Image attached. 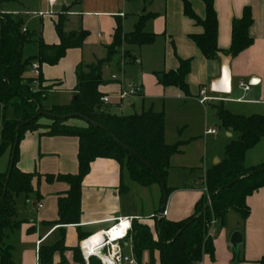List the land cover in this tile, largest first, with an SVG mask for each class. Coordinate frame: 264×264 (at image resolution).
<instances>
[{
	"label": "trees",
	"instance_id": "1",
	"mask_svg": "<svg viewBox=\"0 0 264 264\" xmlns=\"http://www.w3.org/2000/svg\"><path fill=\"white\" fill-rule=\"evenodd\" d=\"M18 1L0 0V5ZM201 1L205 6L203 19L198 18L189 4L182 0L184 16L202 29L201 34L190 35L189 39L205 59L219 61L218 53L222 52L217 46L218 27L213 0ZM150 18L153 15L140 16L133 30L127 34L122 32L117 22L112 42L105 47V56L92 64L77 67L71 102L48 107L45 101L56 84H44L41 67L54 66L68 49L81 48L87 32H64L66 17L61 14L54 26L59 42L47 45L35 32L24 30L20 15L0 12V157L9 153L7 169L0 175V264H13L10 247L4 245V239L8 232L17 230L20 225L15 198L20 194L32 193L33 180L39 183L41 178L35 172H21L17 168L18 147L26 134L70 137L77 141V173L42 176L47 184L65 183L68 190L64 196L57 198V219L47 224L57 227L58 238L52 245L39 247L38 264H52L55 253L60 257L59 264H65L63 254L69 250L64 244L65 227L79 224L82 181L89 173L90 164L97 159L116 162L120 178L126 174L139 187L147 189L158 186L161 208L164 196L159 181L165 185L170 159L180 154L188 141L178 140L172 145L165 143L162 112L149 109L126 116L109 113L105 109L106 104L100 101L103 96L99 91L102 84L101 69L115 55L121 53L123 60L134 62L136 58L133 50L154 42L155 35L144 31L146 21ZM252 22L250 9L244 8L241 17L231 21L230 46L222 54L233 58L252 45L253 41L248 35ZM32 42L38 44V53L23 61V46ZM33 63L39 66L38 76L27 78L24 72ZM190 63L191 59H179L175 70L154 72L156 83L162 87H174L184 96H189L186 76L190 72ZM34 85L37 87L34 88ZM214 117L221 127L236 133L238 137L226 144L223 159L205 171L204 193L195 203L189 217L174 222L163 216L159 218L160 211H157L153 228L132 220L131 229L124 240L130 242L132 255L138 264L143 254H147L149 264H198L203 255L212 258L213 246L209 236L212 224L218 222L224 226L230 211L238 213L245 221L249 215L247 197L264 188V159L253 167L244 165L246 152L264 140V117L256 114L235 115L221 105L214 106ZM72 120L81 121L82 124L70 123ZM170 191V188H166V197ZM119 192H127L122 183ZM85 239L79 236L80 241ZM70 251L76 261L86 264L79 247ZM257 263L264 264V256ZM88 264L99 262L90 258Z\"/></svg>",
	"mask_w": 264,
	"mask_h": 264
},
{
	"label": "crops",
	"instance_id": "2",
	"mask_svg": "<svg viewBox=\"0 0 264 264\" xmlns=\"http://www.w3.org/2000/svg\"><path fill=\"white\" fill-rule=\"evenodd\" d=\"M185 1L198 18H204L205 6L201 0ZM213 6L218 27L217 46L222 53L226 52L230 46L231 21L239 19L244 8H249L251 11L253 22L248 29V35L253 43L248 49L231 58L230 92L235 85V93L233 98L224 100L244 105L242 109L247 115L243 116H250L253 113L264 114V0H213ZM55 7L59 9L38 16L39 27L34 32L44 44L54 45L59 42L54 26L57 17L61 14L66 17L64 32L83 30L88 35L81 48L68 49L56 65L41 67L44 84H56L48 98L57 95V101L60 102L51 105L45 102V106L69 104L73 99V90L76 86L77 67L92 64L105 56V47L112 42L117 22L120 23L122 32L127 34L133 30L138 18L144 14L153 15V18L146 21L144 31L155 35V39L150 45L142 46L138 50L134 49L133 55L136 60L129 63L155 66L152 70L168 72L177 68L179 59H191L190 72L186 76L189 96H184L174 87L158 85L153 75L154 71L150 74L141 72L140 80L135 84L125 78H122L123 82L122 79L112 80L114 71H111L108 77H103V69L109 66L112 58L101 69L102 84L99 91L103 97L110 98L109 103L106 104V111L116 115L114 110L123 111L125 107H128L133 111L126 115L139 114L149 109L153 110V105L144 109L143 104L145 100L155 97L190 99L198 103V93L203 88L206 89L208 96L215 98L217 93L210 92L209 88L211 82L219 77L220 62L205 59L189 39L190 35L201 34L202 29L184 16L182 0H80L78 3L74 0H57L52 7L48 5L49 9ZM251 78L256 79L254 85H249ZM240 83L248 86L249 90L243 91L239 87ZM134 85L140 86L139 95L121 102L115 99L121 88ZM36 87L34 85V88ZM134 100L140 102L139 113L134 111ZM209 103L211 102L204 105L198 103V105L204 108ZM206 131V135H215L207 134ZM227 132L230 136L238 137L234 132ZM192 141L189 140L182 147V152L170 159V169L165 185L171 191L166 197L162 215L169 221L177 222L189 217L195 203L204 193L203 177L206 170L203 171L200 187L194 181L188 180L184 174H179L180 177L174 175L175 170L180 173H186V171L190 173L189 170L192 168L186 166L183 158L184 148ZM254 147L245 154L246 167L256 166L264 159V147L250 152ZM18 153L17 168L21 172H35L41 178L39 183L36 179L33 180V192L30 196L24 197L25 205H27L23 210L25 215L17 211L15 203L20 225L17 230L6 234L4 245L10 247L13 264H38L39 247L44 244L52 245L58 238L57 227L47 224L57 219V198L64 196L68 190L65 183H45L42 176L46 174L75 175L77 173V141L70 137L51 138L37 133L26 134L19 144ZM8 160L9 153H5L0 161L3 173L7 169ZM199 160L201 164L202 158ZM124 176L125 174L120 178L118 165L113 160L97 159L90 164L89 173L84 177L81 186L79 224L65 227L64 244L69 249L63 254L65 264H80L70 251L75 247L80 249L82 242L79 240L80 235L88 238L108 229L119 219H135L153 228L155 213L160 211V188L150 187V189L156 187L157 190L148 216L144 219L142 212L137 213V210L128 208L123 199L124 193L119 192ZM246 205L249 208V215L245 221H242L238 213L230 211L226 215L224 226H220L218 222L212 224L209 236L213 246V257L203 255L198 264H258L257 262L264 256V188L247 197ZM234 232H239L242 237L237 254L229 244L230 236ZM121 247L122 252L124 248L129 251V254L123 253L124 255H132L129 241L121 242ZM144 256L148 260L147 254ZM59 262L60 257L58 253H55L52 264H59Z\"/></svg>",
	"mask_w": 264,
	"mask_h": 264
},
{
	"label": "rangeland",
	"instance_id": "3",
	"mask_svg": "<svg viewBox=\"0 0 264 264\" xmlns=\"http://www.w3.org/2000/svg\"><path fill=\"white\" fill-rule=\"evenodd\" d=\"M49 9L47 5V0H20L18 2H4L0 5V12L7 14L20 15L23 20V28L29 32H34L39 27V18L41 14H46L48 11L52 12L58 10ZM123 47L121 52H123ZM38 53V44L36 42L27 43L22 49V60L26 61L29 58L35 57ZM121 54V53H120ZM120 54L113 57L112 62L109 66L103 69L102 76L108 77L111 71H114V75L120 80L125 78V80L131 81L134 84L138 83L140 80V73H151V71L158 72L157 70H152L155 66H142L140 64L129 63L127 60H123ZM159 69V68H156ZM24 76L29 78L32 77V71L30 68L26 69ZM124 80L122 79V82ZM125 84L127 82L125 81ZM138 86V85H137ZM235 93V85L232 86V90L229 94H216V102H211L203 108L198 105L195 100L190 99H179L174 97H155L149 98L144 101L143 108L147 109L150 105H153L154 112H162L164 116V141L170 145L175 144L177 140L189 141L193 140L192 143L184 148V158L183 162L186 166L192 168L189 170L190 173H180L175 170L174 175L180 177L179 174H184L188 180L194 181L201 186L202 174L204 170L211 168L215 160L220 162L224 157V150L226 144L230 140L236 139L235 135L228 137V133L219 122L214 118V106L221 105L225 110L229 111L235 115H247L244 109V105H238L225 101L224 99L233 98ZM46 103L56 104L60 103L57 101V95L52 98H48ZM135 104L134 111L139 113L140 102L139 100L133 101ZM152 110V111H153ZM131 108L125 107L123 111L114 110L116 115H123L131 113ZM264 117V114H257ZM70 123L82 124L81 121L72 120ZM206 130H214L215 135H206ZM25 138V137H24ZM264 147V140L257 143L256 147L250 152H255ZM37 154V153H36ZM250 154V153H249ZM2 156L0 157L1 161ZM200 158H202V163L199 164ZM38 161H36L37 163ZM0 173L3 170L0 166ZM123 185L126 187L127 192L124 193L123 199L127 203L129 209L137 210V213L142 212V218L148 216L150 206L154 200L156 187L153 188H142L132 183L127 175L123 177ZM20 194L15 198L16 209L21 215H25L23 211L27 206L25 205L24 197L30 196ZM141 215V214H140ZM141 217V216H140ZM231 237V236H230ZM240 246V245H239ZM236 247V248H239ZM232 248V246L230 245ZM124 254H129V251L124 248ZM140 264H149L146 256L142 255Z\"/></svg>",
	"mask_w": 264,
	"mask_h": 264
},
{
	"label": "built area",
	"instance_id": "4",
	"mask_svg": "<svg viewBox=\"0 0 264 264\" xmlns=\"http://www.w3.org/2000/svg\"><path fill=\"white\" fill-rule=\"evenodd\" d=\"M56 1L57 0H47V3L50 7H52L56 3ZM30 69L32 71L33 77L38 76L39 66L37 63H33L30 66ZM111 79L114 81L119 80L116 75H112ZM239 87L242 88L243 91L249 90L248 86H244L241 83L239 84ZM140 92L141 88L137 85L129 86L127 88H121L118 94L115 96V99L118 102H121L128 98H132L134 96L139 95ZM198 95V103L201 105H204L208 102L217 101L216 98L207 95V91L205 88L201 89ZM109 99V97H102L100 101L103 104H108ZM206 133L215 134V131L208 130L206 131ZM132 220L133 219L131 218L119 219L108 229L92 236H89L88 238L83 240L80 243V252L84 262L88 264L89 259L94 258L99 262V264H138L133 255H124L121 247V242L127 237L128 232L131 229ZM97 235H100L99 240L93 245H90V247H88L86 242H88L91 238H94Z\"/></svg>",
	"mask_w": 264,
	"mask_h": 264
},
{
	"label": "water",
	"instance_id": "5",
	"mask_svg": "<svg viewBox=\"0 0 264 264\" xmlns=\"http://www.w3.org/2000/svg\"><path fill=\"white\" fill-rule=\"evenodd\" d=\"M218 58H219V62H220V74L219 77L212 81L210 84V92L212 93H217V94H229L230 93V69H229V64H230V60L231 57L230 56H226L222 53H218ZM254 81H256L255 78H251L249 85H254ZM228 136H230V134H228ZM14 148L15 145L13 147L12 153H11V159L13 158V154H14ZM128 151H130L131 153H133L130 149L126 148ZM134 154V153H133ZM134 156H136V154H134ZM215 164H218V161L215 162ZM163 196H164V203L162 204L161 208H160V212H159V218L162 216L163 212H164V208H165V202H166V186L164 185V183L162 181H159ZM242 242V237L241 234L239 232H234L232 233L230 240H229V244L232 246V249L234 251L235 254L238 253V247Z\"/></svg>",
	"mask_w": 264,
	"mask_h": 264
},
{
	"label": "bare ground",
	"instance_id": "6",
	"mask_svg": "<svg viewBox=\"0 0 264 264\" xmlns=\"http://www.w3.org/2000/svg\"><path fill=\"white\" fill-rule=\"evenodd\" d=\"M99 238H100V235H97L94 238H91L88 242H86V244L88 245V247H90V245H93L95 242H97Z\"/></svg>",
	"mask_w": 264,
	"mask_h": 264
}]
</instances>
